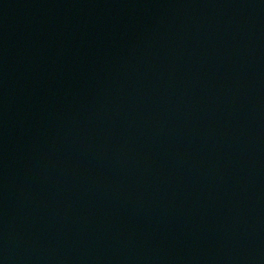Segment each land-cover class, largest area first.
Returning <instances> with one entry per match:
<instances>
[{
    "label": "water",
    "instance_id": "obj_1",
    "mask_svg": "<svg viewBox=\"0 0 264 264\" xmlns=\"http://www.w3.org/2000/svg\"><path fill=\"white\" fill-rule=\"evenodd\" d=\"M0 264H264V0H0Z\"/></svg>",
    "mask_w": 264,
    "mask_h": 264
}]
</instances>
